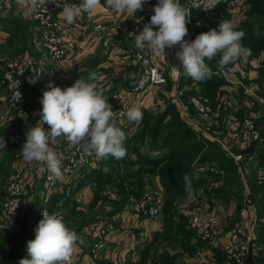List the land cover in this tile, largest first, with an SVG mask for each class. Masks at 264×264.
I'll return each mask as SVG.
<instances>
[{
  "label": "built area",
  "instance_id": "1",
  "mask_svg": "<svg viewBox=\"0 0 264 264\" xmlns=\"http://www.w3.org/2000/svg\"><path fill=\"white\" fill-rule=\"evenodd\" d=\"M13 1L18 2L22 9H27L29 18L34 23L33 37L37 51L36 53L20 51L10 57H0V86L6 92L3 97V100L6 99L4 110L0 113V124L25 115L24 103L27 89L39 91L45 88L48 62L57 64L69 57L73 60L92 51L100 43L99 36L95 32L90 33L92 30H96L97 33L113 31L124 37L125 40L135 42L134 34H138L143 30L144 25L150 22L153 6L158 3V1L155 4L144 3L143 10H138L134 16L126 19L124 15L115 13L103 5L101 11L107 13V17L104 20L93 22L92 28H90L89 24L80 25L76 21L67 24L59 15L62 9L51 2L46 4L47 10H45L43 7L33 8L31 0ZM9 2L10 0H0V7L8 6ZM222 2H224L228 16L212 19L205 27L206 29L217 27L219 22L225 19L239 21L243 18L245 0H221L219 4ZM63 3L79 4L80 0H57V4ZM180 3L190 9L191 13L193 9L203 11L201 0H180ZM186 26L188 35L185 40L191 41L203 28V22L191 15L190 22ZM118 43L115 42L107 48L108 60L116 59L117 64L121 66L132 64L134 70L131 81L125 87L117 83L116 76L109 79L110 75H107L98 80L99 85L103 88L104 96L115 113L116 124L124 125L131 122L126 115L129 108L135 106L142 109L151 98L160 101L158 97L154 99V96L151 95L152 93L155 95L158 85L165 84L167 78L171 77L173 86L171 97L177 103L185 122L193 129L197 138L209 139L218 145L226 156L232 158L243 184L241 206L237 208L239 220L228 227L221 245L222 254L227 258V264H258L260 244L256 238L257 207L243 172L245 155L242 150L253 142L264 144V132H262L264 121H257L250 113L240 118L236 115V117L233 116L228 111L233 106L229 97L216 96L212 103L210 99L212 97L207 94L197 91L188 92L191 89L186 90L187 87L182 86L183 68L176 57V52L180 51L179 45L172 49L166 48L165 54H163L147 46L144 49H138L136 46L122 47ZM263 57L264 52L248 56L246 60H238L230 69L219 65L216 67L208 65L212 72L223 76L233 87L243 89L250 96L246 101L247 107L264 106V96L257 92L253 81L248 82L252 79L256 67L261 65ZM175 67L180 69L179 72ZM29 78H35L36 83L29 84ZM124 90L130 92L131 97L127 99ZM17 92L21 94L19 101H16ZM163 94L169 95L170 93L163 92ZM220 110H223L221 123L219 122ZM133 128L128 127L126 130L131 133ZM10 137L16 142L19 141L16 135ZM56 153L62 158V175L56 178L44 164H40L36 173V177L43 181L44 191L42 203L29 224V230L32 233L35 232L38 222L42 219V213H55L62 216L65 224L71 229L65 214L58 209L50 210L45 202L51 197L58 181L66 182L75 179L83 173V170L98 168L100 161L94 154L85 152L82 146H72L64 139ZM202 166H205V169H202ZM202 166L200 167L202 171L208 169L219 174L218 178L210 179L208 189L212 190L218 187L222 183L224 171L211 161ZM257 179H264V165L258 166ZM24 182L23 171L18 165H14L5 188L0 211V230L5 234L13 232L16 228ZM111 196L118 197L117 194H111ZM163 196L159 191H143L140 195L129 196L123 209L124 216L117 214L119 222L114 227L120 238L134 244L143 243L151 238L154 231L151 234L146 226H143V230L137 231L135 226L138 225L130 220V216L141 215L147 219L160 217ZM206 196L202 198L201 202H194L185 210L187 226L194 231L197 238L204 242L218 238L221 229L220 211L216 207L218 199L211 194L209 196L208 193ZM210 201H214V203L210 205ZM127 214L129 215L128 219ZM109 229L110 227L99 225L97 222L84 226V230L93 238L92 253H96L104 245L106 232ZM205 256L204 248L196 245L188 264H203ZM71 264H76L74 256H72ZM110 264H119V261L113 260Z\"/></svg>",
  "mask_w": 264,
  "mask_h": 264
},
{
  "label": "clouds",
  "instance_id": "2",
  "mask_svg": "<svg viewBox=\"0 0 264 264\" xmlns=\"http://www.w3.org/2000/svg\"><path fill=\"white\" fill-rule=\"evenodd\" d=\"M49 2L62 9L59 15L67 24L74 23L84 14H95L101 6V0H80L79 4L31 0L33 8L43 7L45 10ZM220 2L201 0L202 10L210 11ZM104 3L126 19L143 10L145 0H104ZM152 11L150 22L144 25L142 31L134 34L135 46L138 49L147 46L165 54L166 48L179 45L180 51L176 52V57L182 65L183 74L194 81L210 79L214 75L206 61L219 56L218 65L225 67L238 60H246L251 55V49L242 44L246 33L240 28L238 20H222L217 27L187 41L186 25L192 13L180 0H158ZM175 68L179 72L180 69ZM98 80L97 73L90 71L86 79H75L73 84L64 88L48 82L40 100L39 120L26 130V139L20 149L25 162L43 163L51 174L59 178L62 175V158L49 147L50 140L55 138H63L72 146H82L85 152L99 159L111 156L122 160L126 157V133L117 126L115 113ZM28 82L35 84L36 79L29 78ZM20 99L21 94L17 92L16 101ZM126 115L128 120L135 122L143 118V113L135 106L129 108ZM45 124L48 125L47 129ZM4 147L5 141L0 138V148ZM182 179L185 191L192 192L193 180H198L199 176L196 173L191 176L185 174ZM78 240L77 233L65 224L62 216L42 213L34 238L27 241V257H22L19 264H71Z\"/></svg>",
  "mask_w": 264,
  "mask_h": 264
},
{
  "label": "trees",
  "instance_id": "3",
  "mask_svg": "<svg viewBox=\"0 0 264 264\" xmlns=\"http://www.w3.org/2000/svg\"><path fill=\"white\" fill-rule=\"evenodd\" d=\"M243 9L244 18L240 21V28L246 33V35L242 40V44L251 49V55L264 52V0H245ZM223 16H228L224 2L208 13L197 9L192 10V17L200 19L203 22V28L200 29L199 32H204V30L207 31L205 27L212 19ZM0 27H4L8 31V37L0 44V50H7L8 53H12L22 49V47H19V44L22 43L21 38L23 33H28L29 30L26 26L24 28L21 25V19L17 15H9L7 19L5 18L4 23H0ZM219 58L220 57L217 56L214 60L206 62L213 67H216L218 66ZM236 63L237 62L225 67L230 69ZM256 70L258 76H253L252 80H254L255 85L257 84L258 86H256L257 92L264 96V57L261 65L256 67L255 71ZM181 79L185 82L194 81L186 75ZM224 80L225 78L223 76L214 73L209 79L210 83L205 85L206 94L213 96L217 89L213 82L218 83L220 81L223 82ZM188 92H195V89H191ZM141 112L143 113V118L140 120L141 122L138 127L130 134L127 133V130L124 131L127 136L125 141L127 155L119 161L126 165H130L131 169L119 172L110 167V164L116 159L111 156L107 159H100L101 163L105 164L106 169L103 170L101 167H98L90 170H83V173L75 179L77 180L75 188H79L92 181L96 183L98 189L95 190L93 195L94 198L90 200L89 205L90 208H92L97 202H100V199L103 201V196L100 192L102 190L101 188L108 183L114 185L120 195V200H113L114 203L118 204L117 208L116 206L114 209L112 207L110 213H114L119 210L118 208H122L125 201V199H122V194H126L123 197H127V199L131 195H140L144 191V188L152 184L149 183L150 180L148 179H152V174H154V176L159 178L161 184L163 183L162 188L165 192L161 211L163 214L161 215V226L159 229L154 230L150 239L142 243V250L146 251L140 254L138 260L132 261V264H173L172 260L175 255L170 254V251L162 249L159 253H156L158 252L156 250L154 253L152 251L150 252V247L156 239V236H160L166 241H175V245L180 249L179 252L193 253L195 246L198 245V241L194 243L191 239L194 231L187 226V222L185 223L186 218L182 213L179 211L177 212L176 205L174 204L176 196L190 193L184 189L183 176L185 174L191 176L193 173H196L199 176V179L193 180V190L197 186H204L203 188L209 196L211 194L215 198L222 200H227L230 195H234L238 199L239 208L241 206V187L237 184V180L234 182L231 179L233 177L239 179L238 172L232 158L226 156L218 145L207 138H197L193 129L190 128L182 117L175 101H172L167 105L164 111L154 113L147 111V109H142ZM5 125L6 126L0 127V138L5 141L4 149L0 148L2 150L0 170L3 167L4 161L9 164L12 159L13 152H10V149H16L17 142L10 137V134H17L19 132L18 128H12V124L5 123ZM117 126L123 130L121 124H117ZM149 134L152 135V138L155 141L154 145L158 146V142H161L166 146V154L159 157L146 158L139 153V146L137 144ZM257 145L260 147L256 148ZM242 152H245V157L252 155V158L257 161L259 166L264 165V144L253 142L244 148ZM132 153H134V157L131 156ZM209 161L215 163L224 171L223 184L225 187L227 184L228 189H221L219 186V188L216 187L212 190L208 189V182L210 179L219 177L218 173L211 172L208 169L202 171L200 168L204 163ZM6 167L7 169H5L4 172L5 175L8 173V165ZM250 181L251 195L257 206L258 217H261L264 215V190H259L262 185L257 187L254 175L251 176ZM62 195L63 193L60 194L56 192L51 196L48 199L51 206L48 207L52 208L55 206ZM2 196L3 192L0 190V200ZM72 211L74 212L75 210L72 209ZM79 213H83L82 210H80ZM257 226L259 230L258 232L264 234V223H258ZM77 231H79V227L75 230V232ZM12 234H15L16 239L10 237ZM12 234H0V250L2 249V251H0V264H14L16 258L23 252H26L27 246L22 247L20 250L21 246H23L21 243H26L35 236V232H30L29 225L27 227V224L25 223V227H23L20 225L19 220L17 229ZM3 248L6 249L3 251ZM263 261L264 248L262 247L259 250V264H262Z\"/></svg>",
  "mask_w": 264,
  "mask_h": 264
},
{
  "label": "crops",
  "instance_id": "4",
  "mask_svg": "<svg viewBox=\"0 0 264 264\" xmlns=\"http://www.w3.org/2000/svg\"><path fill=\"white\" fill-rule=\"evenodd\" d=\"M157 1L158 0H145V3L155 4V3H157ZM103 5H105L104 0H101V6L98 8V10L95 14H84V15H82L81 18H78L76 20V22H78V24H80V25L87 23L90 25V28H92L91 25L93 22L100 21L102 19L104 20L108 15L107 13H104L101 11V8ZM8 8H12V11L14 12V14H11V15H17L19 18L20 17L23 18L24 21L29 22V25L28 26L26 25V27L29 30L28 33H31L32 43L34 45V49L31 52L36 53V51H37L36 42H35V39L33 37V25H34V23L29 18L28 11H26L27 9L26 10L22 9V6L18 2H16V1L12 2V0H10V2L8 4ZM3 11H5V10H3ZM243 18H244V16H243ZM241 20H239V21H241ZM94 32L99 36V39H100L99 45L96 46L95 48L99 47L101 45L102 41H105V43H108L107 48H109L111 45H113L115 42H114V40H112V38H109L110 36H112V37L116 36L118 39L117 42H119L118 44H120L122 47H124V46L125 47H131V46L134 47L135 46V42L133 40L127 41L124 39V37H122L121 35H119L116 32L101 31V32L97 33L96 30L90 31V33H92V34ZM7 37H8V31L6 29L4 30L0 27V44L3 43L7 39ZM108 38H109V40H107ZM95 48H93L94 51L96 50ZM18 52H20V51H17V53ZM90 53H88V55ZM8 54L9 53L7 50H5V51L0 50V57H6ZM88 55L84 54L83 56L77 57L73 60L71 57H69L66 60H64L60 63H57V64L48 62V64L46 65L47 75H46L45 88H46L49 81H51L55 85L60 86L61 88H64L66 86H70L71 84H73L75 79L68 82L69 78H68V73H66V70L69 72L72 69V66L74 67L75 64L78 63L81 59L82 60L86 59V56H88ZM106 58L108 59L107 54H106ZM103 63L109 64L111 67H113L115 69V71H117L118 75L116 77H117V83L118 84H121L122 86L126 87L127 86L126 84L129 81H131L130 79L132 78V73L134 70V66L132 64L128 63L126 65L121 66V65L117 64L116 59L115 60H108V61L103 60ZM99 73L101 74L100 71H99ZM101 75H104V74H101ZM113 77H114V74H113L112 78ZM252 77H253V75H252ZM105 79H106V77H105ZM45 88L43 90H39V92L40 91L43 92L45 90ZM125 92H126V98L127 99L129 97H131L130 92H128V91H125ZM4 93H6V92H4V89L2 88V86H0V113H2V111L4 110L3 107H4V103L6 102V99L3 100ZM36 93H38V91H34L31 89H30V91L27 92L26 101L24 103L26 113L23 117L12 118V119H9V121H5L4 123L0 124V125H3L5 123L6 124L10 123L14 119H17L18 121L20 119H22V123L19 122V123H21L20 127L18 128L19 132L17 134H10V136L16 135V137H18L19 141L16 143L17 153H15L16 151L14 152V156H16V157L14 159H11L10 163L8 164V180H9L11 172L14 168V165H18L25 175V182H24V186H23V197H22V203H21V208H20L21 214L24 210L27 209L28 205L32 204L33 201H34V203L37 202L36 196H40V198H42L43 191H44L43 190V181L41 179H39L38 177H36L38 167H40V164H43V163L29 164L23 160L21 152H20V149L22 148L23 143L26 139V136H25L26 130L28 128L32 127L33 125H35L36 122L39 120L38 113H39V110L41 109L42 105H41L40 101L31 99V97L34 98L33 96L36 97ZM151 96L152 97L154 96V99H155L154 93H152ZM29 99H31V102H29ZM157 102H162V101H157ZM153 103H154V100H152V98H151L150 100L147 101V103L143 109H145V108L149 109L150 107H153ZM44 127H45V129H47L48 125L45 124ZM62 139L63 138L51 139L49 142V147H51L55 152H57V150L60 148ZM1 155H2V150L0 149V163L2 161ZM131 156L134 157V153H132ZM101 164H102L101 161H99L98 167H101V169L105 170L106 169L105 164H102V165ZM255 176L257 177V174ZM78 177L79 176H77L75 179H77ZM71 182H73L72 179L70 181L68 180L66 182L58 181L55 185L54 192L52 193L51 196H53L56 192L60 193V194L63 193L65 188H67V189L70 188ZM152 182H153L152 184H155L158 187L159 193H161L162 195H165L164 189L162 188V184L156 176L152 177ZM75 183H73V184L75 185ZM93 185H94V181L88 182V183H86L83 186L78 188V191H80V193H79L80 199H78V200L81 201L82 204L86 202L85 205L89 208H90V206H89L90 200L93 198V196H92ZM85 186H88L90 188L87 193L82 192V188ZM74 188H75V186H74ZM66 193H68L67 190H66ZM242 193H243V189L241 192V196H242ZM64 196H66V195H64ZM117 196L119 197L118 194H117ZM232 196L233 195H230L227 200H222V199L217 198L218 203L216 204V207H218V209L220 211V218H221L220 236L216 239H213L212 241L203 242L204 245L202 247L204 248L205 253H206V256L204 259L205 261L203 264H227L228 263L227 258L222 254V250H221L222 246L221 245H222L223 240L225 239L226 231H227L228 227L230 225L236 223L239 220V217L237 215L238 200H237V197H235V196L232 197ZM62 198L63 197H61L60 200ZM241 199H242V197H241ZM60 200H58V202ZM125 201L128 202V199H126ZM40 202L42 203V201H40ZM210 202H212V204L214 203V201H210ZM48 203H49V201L45 202L46 205ZM126 204L121 209H119L118 211H116L114 213H110L112 210V206H109V204L107 202L105 203V201L97 202L94 207L90 208V211L93 212L94 210L97 211L99 209V207H101L102 212L105 211L107 213L105 217H99L94 222L92 221L90 223L97 222V223H99V225H102L105 227H110V229L108 232H106L104 245L99 250H97L96 253H92L91 252V246H92L93 238L91 237V235H89L84 230V226L88 225L89 223L83 224L82 226L79 227V231L76 232L78 237H79V240L77 241L76 251L73 255L75 257L76 264H110L113 260H118L119 264H132V261H134L137 258V255H135L137 245L141 244V243L134 244V243L127 242V241L123 240L116 233V230L114 229V227L112 225V220H114L115 218H118L117 214L120 216H124V210L123 209L125 208ZM32 206H35V204H33ZM223 206H226L228 208L226 210H224ZM51 209H53V208H51ZM231 211H232V213H231ZM256 211L258 212L257 208H256ZM230 214H232V215H230ZM250 214H251V212H250ZM128 217H129V215L127 214V219H128ZM257 217H258V214H257ZM130 220L132 222H134L135 225H138V226L134 225L136 227L137 231L143 230V226H146V227H148L147 230H150L151 234L154 230L159 229L161 226V216L156 217V218H152V219H147V218L142 217L141 215L140 216L139 215L138 216L137 215H131ZM28 225H29V223H27V227H28ZM260 248H262V247H260ZM26 255H27V251L25 253L23 252L20 256H18L16 258V261L14 264H19V260L22 257H26Z\"/></svg>",
  "mask_w": 264,
  "mask_h": 264
},
{
  "label": "rangeland",
  "instance_id": "5",
  "mask_svg": "<svg viewBox=\"0 0 264 264\" xmlns=\"http://www.w3.org/2000/svg\"><path fill=\"white\" fill-rule=\"evenodd\" d=\"M0 8H1L0 9V23L1 22L4 23L5 18L7 19L8 16L11 14H14V12L12 11V8H8L7 5H6V7H0ZM3 10H5V11H3ZM5 13H6V15H5ZM20 19H21V25L24 28L26 25H29L28 21H24L23 18H21V17H20ZM6 25H8V24H6ZM2 29L5 30L4 27H2ZM206 30L208 31V29H206ZM199 33H201V32H199ZM109 38H112V40H114V42L118 41L116 36H113V37L110 36ZM109 38L107 40H109ZM21 39H22V43L19 44V47H22V49H19L17 51H33L34 45L32 43L31 33H25L24 32ZM107 44L108 43H105V41H102L101 45L99 47L95 48L96 49L95 51L94 50L90 51L91 53L88 52V53H90L89 55H88V53L85 54V55H88V56H86V59H84V60L81 59L78 63L75 64L74 67L72 66V69L69 72L66 70V73H68V78H69L68 82L72 81L73 79H81V78L86 79L88 77L90 71H95L97 73L99 80L102 77L107 76V75H110L109 79L113 76V74H114V76H117L118 73H117V71H115V69L113 67H111L107 63H103V60L108 61V59L106 58L107 53L105 52L107 50V46H108ZM17 51L9 53L6 57H10V56L16 54ZM99 71L101 72V74H104V75H101L99 73ZM255 75L258 76L257 70L254 72L253 76H255ZM181 81H182V79H181ZM249 81H253V83L255 82L252 79L248 80V82ZM209 83H210L209 79H206L203 81H193V82L182 81V86H184V87L186 86L187 87L186 90L195 89V91H197L198 93L206 94V86L205 85H207ZM213 84L216 85L217 89L215 90L214 95L211 96L212 98H210L212 103H213L214 97H216V96H218V97H223V96L229 97L232 100L233 106H232V108H229L228 111L233 116L236 115L237 117L240 118L241 116H244V115L250 113V114H253L254 118L257 121H261V120L264 121V106L256 105L254 107H252V106L247 107L246 101L249 100L250 96L243 89H241V88L236 89L228 81H225V80L223 82L220 81L218 83L213 82ZM256 86H257V84H256ZM172 88H173V86H172L171 77H168L165 84L158 85L157 88L155 89V98L158 97V100H160L162 102H157L156 100H154L153 107H150L149 109L148 108H145V109H147V111H149V112H154V113L159 112V111H164V109L167 107V105H169L172 101H174L173 98L171 97ZM28 91H30L29 88L27 89V92ZM163 92H167L170 94L169 95L163 94ZM42 95H43V92L38 91V93H36V97L33 96L34 98L31 97V99L40 101ZM31 99H29V102H31ZM142 109H140V111H142ZM219 112H220L219 122L221 123L222 117H223V110H220ZM19 122L22 123V119H20L19 121L17 119H14L9 124L10 125L12 124L11 125L12 128H19L21 125V123H19ZM140 122L141 121H139V122L131 121V122H127L124 125H122V124L121 125L123 127V131H125L126 128H128V127H134L133 128V131H134L138 127ZM2 126H6V125L5 124L0 125V127H2ZM0 132H1V130H0ZM262 132H264L263 129H262ZM154 142L155 141L152 138V135H150V134L146 135L145 139L141 140V142L139 141V143L137 144L139 146L138 147L139 153H141L146 158L159 157V156H163L164 154L167 153V148L165 145H163L161 142H158L159 145L156 146V145H154ZM258 147H260V146L257 145L256 148H258ZM16 150L17 149H13V148L10 150V152H13L12 159H14L16 157V156H14V152ZM15 153H17V151ZM249 156H250L249 158L248 157L244 158L243 172H244V175L246 176L248 184L250 186V183H251L250 178L252 175L255 176L257 174L259 165L257 164V161L252 158V155H249ZM7 165L8 164L4 161L3 167L0 170V190L3 192V196L0 200V211H1L2 201L4 199L5 188H6V185L8 182V173L6 175L4 174L5 169H7V167H6ZM110 167H112L113 170H118L119 172H124V171H128L131 169L130 165H128V164L126 165V164L120 162L119 160L118 161L114 160V162H112L110 164ZM202 169H205V166H202ZM237 172H238V170H237ZM152 175L154 176V174H152ZM238 177H239V173H238ZM147 178H149V177H147ZM231 179L234 182L237 180V184L240 185V187H241L240 191L242 192L243 184L240 180V177H239V179L236 177H233ZM72 180H73V182H71L70 188H68V189L65 188V190L63 191V195L61 196L63 198L59 202H57V204L55 206L52 207L53 209H51V208H49V209L50 210H54V209L61 210L65 214V218H66L67 222L69 223L71 229H73L75 231L78 227L82 226L83 224L90 223L92 221L94 222L99 217H105L107 213L105 211L102 212L101 207H99V209L97 211L94 210L93 212H91L90 208L85 205L86 202L82 204V202L78 200V199H80L79 198L80 197L79 196L80 191H78V188L73 189L75 186L73 183H75L77 180H75V179H72ZM148 180H150L149 183H153L151 178H149ZM255 182L257 184V187H260L259 185H262L261 188H259V190L260 189L264 190V179L259 180L255 176ZM223 183H224V177H223L222 183L219 185V187H221V189H228L227 184L225 187V185ZM162 185H163V183H162ZM96 187H97V185L94 182V185L92 188V193H93L92 196L94 195L95 190L98 189V187L97 188ZM203 187L204 186H197L190 193L176 196L175 200H174V204L176 205L177 212L179 211L186 218V216H185L186 208L194 202H198V201L201 202L203 197H207L206 196L207 192L205 191V189ZM89 189L90 188L88 186H85L82 188V192L87 193L89 191ZM101 189L102 190L100 192L103 196V201L107 202L109 204V206L113 207V209L115 206L117 208L118 204L114 203V201H113V200H116V201L120 200L119 199L120 195L118 194V192L116 190L117 188L114 185H111L108 183L107 185H104ZM66 190L68 191V193H66ZM231 190H233V189H231ZM144 191H159V189L155 184H152V185H149L146 188H144ZM111 194H118L119 197L113 198L111 196ZM64 195H66V196H64ZM122 195L125 196L126 194H122ZM123 196H122V199L126 200L127 197L125 198ZM22 197H23V193H22ZM163 197H165V196H163ZM36 198H37V200H36L37 202L34 203V201H33L32 204L28 205L27 209L22 212V214L19 211L18 220H19L20 225H22L23 227H25V223L27 224V223H29L30 220L33 219L34 215L36 214L37 208L41 204L40 201H42V198H40V196H36ZM101 201H102V199H100V202ZM254 202H255V200H254ZM126 203L127 202L125 201L124 204L122 205V207ZM33 204H35V206H32ZM210 204L212 205V202H210ZM47 206H51V204L48 203ZM223 207H224V210H226L228 208L226 206H223ZM72 209H74L75 211L73 212ZM118 209H120V208H118ZM80 210H82L83 213H79ZM231 213H232V211H231ZM161 215H163L162 212H161ZM230 215H232V214H230ZM18 220H17V224H18ZM115 222H117V224H118L119 219L115 218L114 220H112L113 227L117 226V224H115ZM185 223H186V219H185ZM258 223H264V215L261 217H257V219H256V234H257L256 238H257L258 243L260 244V247L264 248V234L258 232L259 231L258 226H257ZM16 229H17V225H16V228L13 232H9V233L5 234L3 231L0 230V234L10 235V234L14 233L16 231ZM192 234H193L192 238H191L192 241L194 243L196 241H198V245L202 247L204 245V243H203L204 241L201 242V240H200V242H199V239L196 237V235L194 233H192ZM10 237L11 238L14 237L16 239L15 234L10 235ZM21 244H23V246H21L20 250L22 249V247L27 246V242L26 243L22 242ZM141 245H142V243L137 245V249H136V253H135V255H137V258L135 260H138L140 254H142L144 251H146V250H142ZM5 249L6 248H3V251ZM162 249H167L168 251H170V254L175 255V257L172 260L173 264H188L189 259L192 257V255L195 251V248H194L193 253L179 252L180 249L178 246L175 245V241H173V240L172 241H166V240H163L160 236H156V239L151 244L150 252L151 251L154 252L156 250V251H158L156 253H159ZM0 251H2V249ZM26 257H27V255H26ZM262 264H264V261Z\"/></svg>",
  "mask_w": 264,
  "mask_h": 264
}]
</instances>
